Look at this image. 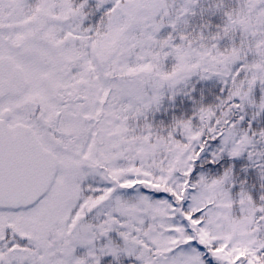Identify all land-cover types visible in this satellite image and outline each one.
<instances>
[{"label":"snow or ice","instance_id":"snow-or-ice-1","mask_svg":"<svg viewBox=\"0 0 264 264\" xmlns=\"http://www.w3.org/2000/svg\"><path fill=\"white\" fill-rule=\"evenodd\" d=\"M0 264H264V0H0Z\"/></svg>","mask_w":264,"mask_h":264}]
</instances>
